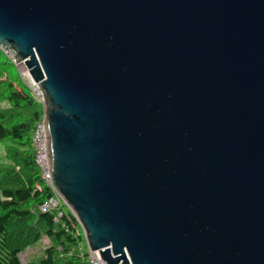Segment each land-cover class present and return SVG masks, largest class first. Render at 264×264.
I'll return each instance as SVG.
<instances>
[{
    "label": "water",
    "instance_id": "1",
    "mask_svg": "<svg viewBox=\"0 0 264 264\" xmlns=\"http://www.w3.org/2000/svg\"><path fill=\"white\" fill-rule=\"evenodd\" d=\"M0 48L90 251L264 264V0H0Z\"/></svg>",
    "mask_w": 264,
    "mask_h": 264
},
{
    "label": "trees",
    "instance_id": "2",
    "mask_svg": "<svg viewBox=\"0 0 264 264\" xmlns=\"http://www.w3.org/2000/svg\"><path fill=\"white\" fill-rule=\"evenodd\" d=\"M42 117L41 100L0 49V142L5 143V161L0 162V264H21L18 254L42 238L48 244L29 264H90L86 246L77 250L82 237L74 236L71 220L57 210L41 209L55 196L42 178L32 143Z\"/></svg>",
    "mask_w": 264,
    "mask_h": 264
},
{
    "label": "built area",
    "instance_id": "3",
    "mask_svg": "<svg viewBox=\"0 0 264 264\" xmlns=\"http://www.w3.org/2000/svg\"><path fill=\"white\" fill-rule=\"evenodd\" d=\"M21 63L22 62L15 63L16 67H18L17 68L18 71L26 79V83L29 86V88L31 89L32 93L36 97H38L41 100V102H42L43 96H42L41 89H39L38 84L32 79V77L28 73V70L26 69L25 65L23 63L22 64ZM41 121L42 120H40V122ZM40 122L37 123L36 128H35L34 133H33V140L35 141V145L38 146V147L41 146V148L40 147L39 148L38 147H36V148L34 147V150L36 151V163L41 169V175H42L43 180L46 182V184L48 186H50L54 190V194H55V196L50 197L41 206V209L43 211L57 210L58 211V215H62V214L66 215L69 218V220H71V224L73 226H75L73 221H72V218L74 219L73 215L71 217L68 214V210H67V208H66V206L64 204L65 203L64 200L61 198V196H59L57 194V192H55L53 184L51 183L49 170L47 169V155H46V145H45V139H44L43 121L41 123ZM38 150H40L38 153H40L42 157L38 156V153H37ZM44 155H45V157H44ZM42 158H44V159H42ZM58 198H60L64 203L61 204L60 202H58L59 201ZM58 205H59V207H57ZM70 212H72V211H70ZM88 258H89L90 264H108L102 258H100L99 254H98V252L96 250L95 251L88 250Z\"/></svg>",
    "mask_w": 264,
    "mask_h": 264
},
{
    "label": "rangeland",
    "instance_id": "4",
    "mask_svg": "<svg viewBox=\"0 0 264 264\" xmlns=\"http://www.w3.org/2000/svg\"><path fill=\"white\" fill-rule=\"evenodd\" d=\"M1 49V48H0ZM2 50V49H1ZM5 52V51H4ZM8 55V54H7ZM9 56V55H8ZM15 63V62H14ZM22 63L24 64V62L22 61ZM21 63V64H22ZM18 68V67H17ZM27 69V68H26ZM7 103V102H6ZM6 103L3 104V106H6ZM43 118V117H42ZM42 122V121H41ZM40 122V123H41ZM32 143H33V147H38L35 145V141L33 140V137H32ZM41 148V146H39ZM38 147V148H39ZM44 150V149H43ZM40 150L37 151V153L39 152ZM44 152V151H43ZM5 143L4 142H0V162H3L5 161ZM38 156L39 157H42L40 153H38ZM45 157V155H44ZM44 159V158H42ZM40 161V160H39ZM45 182V181H44ZM49 182V181H48ZM47 182V183H48ZM46 184V182H45ZM56 192V190H55ZM59 196H61L59 193H57ZM59 201L61 204H63L64 202L58 198ZM67 210H68V214H70V216L72 217V215L74 217L75 214L70 212L72 211L69 206L64 203ZM60 205V204H59ZM59 205L57 207H59ZM74 227H75V230H74V236L76 237V235H78L77 237H79V239L82 237V240H80V243L77 244V250L78 252H82L83 251V245L86 246L87 250H88V245H87V240H86V236H85V233H84V229L82 227V225L80 224V222L76 221L74 223ZM48 244V240L46 238H42L41 241L37 244H35L33 247H29V248H26L24 251H22L21 253L18 254V257H19V260L21 262V264H29L30 262H32L31 260H34L35 258L39 257V255H41V250L43 249L44 246H46ZM129 259V257L127 258Z\"/></svg>",
    "mask_w": 264,
    "mask_h": 264
},
{
    "label": "clouds",
    "instance_id": "5",
    "mask_svg": "<svg viewBox=\"0 0 264 264\" xmlns=\"http://www.w3.org/2000/svg\"><path fill=\"white\" fill-rule=\"evenodd\" d=\"M88 250H89V248H88Z\"/></svg>",
    "mask_w": 264,
    "mask_h": 264
},
{
    "label": "bare ground",
    "instance_id": "6",
    "mask_svg": "<svg viewBox=\"0 0 264 264\" xmlns=\"http://www.w3.org/2000/svg\"><path fill=\"white\" fill-rule=\"evenodd\" d=\"M121 264V263H120Z\"/></svg>",
    "mask_w": 264,
    "mask_h": 264
}]
</instances>
